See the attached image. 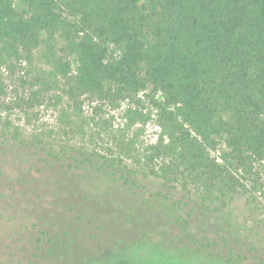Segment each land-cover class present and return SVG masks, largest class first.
Masks as SVG:
<instances>
[{"label":"trees","instance_id":"16d2710c","mask_svg":"<svg viewBox=\"0 0 264 264\" xmlns=\"http://www.w3.org/2000/svg\"><path fill=\"white\" fill-rule=\"evenodd\" d=\"M27 66L22 82L34 99L22 104L59 90L67 105L53 135L23 132L0 103V158L36 156L18 174L21 196L49 195L56 206L79 194L77 183L105 175L148 194L149 228L178 264H264V0H0V98L2 72ZM140 93L149 112H130L134 122L154 120L155 142L102 154L64 141L81 133L84 97L145 108ZM43 209L36 239L26 223L16 236L39 250L48 237L53 253L69 223L57 209L44 221Z\"/></svg>","mask_w":264,"mask_h":264},{"label":"rangeland","instance_id":"374dc122","mask_svg":"<svg viewBox=\"0 0 264 264\" xmlns=\"http://www.w3.org/2000/svg\"><path fill=\"white\" fill-rule=\"evenodd\" d=\"M29 68L27 66L16 73L2 72L7 88L6 94L0 98V103L7 105L2 109V115L14 125L20 126L25 133L43 131L55 135L56 131L63 129L60 110L67 103L57 100L56 95H63L61 91L50 90L44 93L41 91L37 100H33L32 107L22 104L23 99L34 96V88L22 82L27 78ZM138 97L145 108L129 99L114 106L91 96L84 97L78 123L79 126L80 123L83 124L79 128L81 133L75 138L62 133L64 141L102 154L131 140L138 148L155 142L160 130L153 119L146 123L133 121L134 114L130 110L148 113L151 107L145 93H140ZM151 115L153 117L154 114ZM13 152L0 158V264H114L121 258L129 259L132 264L183 263L174 255V248H168L167 239L159 241L160 233L150 230L151 223L155 221L151 220V211L147 209L148 194L137 197L128 186L103 175V178H96L94 181L75 183L79 194L66 202L60 201L56 206L51 205L49 195L42 196L32 192L26 198L19 193L22 185L18 174L28 170L33 161H36V156L35 153L23 156L18 154L21 159H17ZM82 170L78 168L70 173L76 174ZM31 175L39 178L41 174L34 169ZM144 183L151 186V182ZM14 195L18 198H12ZM142 200L145 201L144 204ZM43 208H47L44 221H48L51 216V209H57L63 220L61 224L69 223L70 229L64 228L69 234L60 236L63 243L56 244L53 253L47 251V247L52 246L48 243V237H45V243L39 250L36 242L24 244L22 238L27 241L26 236L29 235L22 233L23 236H16L15 228L26 223L34 232L30 238L36 239L39 226H34L39 223V214ZM241 209L243 203L240 202L237 213H241ZM56 236L58 235L55 234L54 237ZM71 239H74V243Z\"/></svg>","mask_w":264,"mask_h":264}]
</instances>
